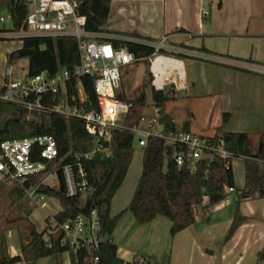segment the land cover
<instances>
[{"label":"trees","instance_id":"obj_1","mask_svg":"<svg viewBox=\"0 0 264 264\" xmlns=\"http://www.w3.org/2000/svg\"><path fill=\"white\" fill-rule=\"evenodd\" d=\"M73 1L79 3L78 13L86 18V30L99 34V41L110 42L115 49H125L134 55L137 62L156 54L155 47L151 45L104 35L112 33L127 38L154 41L136 34L112 32L107 28L111 4L115 0ZM0 11H8L12 15L13 32L26 29L28 4L22 0H0ZM22 41V48L12 53L8 57V62L26 60L30 77L38 76L43 72L53 76L60 69L73 71L80 64L78 42L72 37H25ZM157 54L186 58L183 54H170L164 49H160ZM149 78L152 102L159 110L161 124L168 131L189 132V121L178 128L174 121L164 114L165 104L171 102L173 97L152 85V74H149ZM66 88L69 103L79 104V89H82L85 96L82 103L86 109L84 111H98L94 110L97 109L98 100L94 79L91 76H72ZM145 100L146 95L142 94L139 102L144 103ZM23 115V112L14 106L0 104L2 138L52 135L58 146V158L55 163H59V168L74 165L76 170L80 167L84 173V178L78 180L86 183L85 192L81 191L75 196L68 195L61 170H59L58 186L38 187L39 194L56 200L61 207V211L53 217V223L47 228L54 230L56 226L65 224L78 215L89 216L93 210H96L100 224L97 234L99 245L97 247L81 245L74 251L61 243L62 232L51 234L48 244L45 241L47 230L37 232L33 228L28 233L27 241L24 242L20 238L21 255L10 257L2 253L0 264L33 262L66 252L72 255V264H160L138 254L135 255L132 263H127L118 257V247L113 243V232L120 217L126 211L131 212L140 225L153 221L159 215L167 218L172 223L170 234L174 238L195 224L196 208L203 205L204 198L210 200L207 207L217 205L226 200L228 187L234 189L232 200L237 207L246 201L264 199V133L251 135L242 132H222L219 127V132L208 138L214 142L223 140L225 149L231 157L227 161L218 156L212 160H201L196 164L195 170L188 165L178 167L172 149L162 139L148 138L146 145L141 148L142 172L131 203L127 210L113 217L111 202L127 176L136 150L134 133L128 129H117L113 131L110 142H98L95 137L87 133L84 121L81 119L67 120L52 113L47 120L42 117L40 122L36 123L34 120L26 122L23 120ZM230 118L229 113H224L222 125L227 124ZM97 144L110 154L96 152L93 157H84L85 154L92 152ZM234 159H242L244 162L245 184L242 189H235L231 166ZM40 178L36 177L32 184L35 185ZM246 221L247 218L238 208L228 230L226 242L232 239ZM263 262L264 248L257 253V263Z\"/></svg>","mask_w":264,"mask_h":264},{"label":"crops","instance_id":"obj_2","mask_svg":"<svg viewBox=\"0 0 264 264\" xmlns=\"http://www.w3.org/2000/svg\"><path fill=\"white\" fill-rule=\"evenodd\" d=\"M107 28L152 40L166 35V51L186 58L157 56L151 64L152 85L173 100L182 93L216 98L222 115H231L227 124L217 126L222 132L264 133V0H115ZM133 41L154 46L145 39ZM188 130L193 132L191 123ZM136 153L111 202L113 217L128 209L141 176L143 150L137 158ZM244 184L245 170L242 188ZM232 195L210 207L204 198L196 208L195 224L174 238L167 218L159 215L140 225L126 211L113 232L118 257L127 263L138 254L160 264H258L257 253L264 248V199L237 207ZM238 208L247 221L226 242ZM6 248L0 254L21 255V247H8L7 239ZM50 257L52 264L73 263L70 253Z\"/></svg>","mask_w":264,"mask_h":264},{"label":"built area","instance_id":"obj_3","mask_svg":"<svg viewBox=\"0 0 264 264\" xmlns=\"http://www.w3.org/2000/svg\"><path fill=\"white\" fill-rule=\"evenodd\" d=\"M29 6L26 17V29L12 31V15L8 11H0V48L2 44L14 43L15 36L20 34L18 41L23 45L25 37H72L77 40L80 64L73 70L60 69L50 76L43 72L30 77L28 68L22 61L9 63L8 57L19 49L7 48L2 57L4 68L0 71V104L11 105L23 112V120H34L39 123L41 118L47 120L49 114H56L69 120L78 118L84 121L87 133L96 141L110 142L113 131L128 129L134 133L136 144L143 148L150 137L162 139L174 153L178 167L188 165L192 170L201 160H212L215 156L227 161L231 154L225 149L223 140L212 141L206 136L183 130L168 131L160 122V113L155 109L153 119L140 118L137 124L125 126L121 122L131 112V104L119 95L121 89V70L137 62L133 54L125 49H115L110 42L99 41V34L86 30V18L78 13L79 3L73 0H22ZM207 14V12H204ZM118 39H123L118 37ZM155 47V46H153ZM22 48V46H21ZM20 48V49H21ZM156 54L161 47L156 48ZM155 54V55H156ZM1 56V52H0ZM91 76L98 100V111L86 110L85 96L79 89V104H71L67 97V82L72 76ZM1 130V118H0ZM96 152L109 155L97 144L94 150L84 157H93ZM58 158V146L52 135L38 134L21 138H2L0 134V185L20 186L26 197L42 209L48 207L46 199L38 193L41 185L51 187L59 185V170L64 177L69 196L85 192L86 183L83 170H76L74 165H65L61 169ZM41 177L35 185L32 181ZM234 192L226 188L227 197ZM99 219L96 210L89 216L78 215L71 221L60 224L45 235L46 243H50V235L62 232L61 243L74 251L81 245L97 247L99 239Z\"/></svg>","mask_w":264,"mask_h":264},{"label":"rangeland","instance_id":"obj_4","mask_svg":"<svg viewBox=\"0 0 264 264\" xmlns=\"http://www.w3.org/2000/svg\"><path fill=\"white\" fill-rule=\"evenodd\" d=\"M111 31L119 32L115 30ZM19 35L20 34L15 36L14 43L2 44L0 52L4 53L7 48L20 49L22 45L18 41ZM104 35L112 38L125 37L112 33ZM166 37V35L159 36L158 39L156 38L150 43L156 48L161 47L164 50H169V48L164 45L168 43L165 40V42L163 41ZM131 38V40H133V37ZM125 39H127V37H125ZM157 56L162 55L156 54V56L136 62L121 70L122 82L119 95L124 97L132 106L130 114L124 121L121 122L125 126H133L142 117L145 119H153L156 114L155 106L152 102L149 74H151L152 61ZM22 64L26 69L28 68V62L26 60H23ZM3 68V60H0V71ZM142 94L146 95L144 103L139 102ZM164 114L174 120L178 124L179 128H181L184 123L189 121L191 123L192 131L198 135L206 134L211 136L214 133L219 132L217 126L222 125L221 110H218L217 99L212 97L193 98L189 97L186 93H182L176 100H172L171 102L165 104ZM135 149L137 152V158L142 149L138 147L137 144H135ZM235 160L236 159H234V161ZM235 163V184L238 187L237 189H240L242 188L244 181V163L237 160ZM47 183L50 186L52 185L50 179L47 180ZM22 190L23 189L18 185L7 187L0 185V251H6V239L8 247L19 248L20 238L24 242L27 241L28 233L33 228L37 232H44L47 230L48 235L49 232L53 230L52 228L50 229L47 227L53 223V217L61 211V207L56 200L46 199L49 205L46 209H42L26 197L24 191L22 192ZM67 256H69V254L65 255V257ZM46 258H42L41 260H44L40 261L41 263L38 264H46L47 262H49L48 264H52V261L47 260H53V257H48V259ZM27 263L31 262H23V264ZM31 264L37 263H34L33 261Z\"/></svg>","mask_w":264,"mask_h":264},{"label":"bare ground","instance_id":"obj_5","mask_svg":"<svg viewBox=\"0 0 264 264\" xmlns=\"http://www.w3.org/2000/svg\"><path fill=\"white\" fill-rule=\"evenodd\" d=\"M156 77V76H155Z\"/></svg>","mask_w":264,"mask_h":264}]
</instances>
